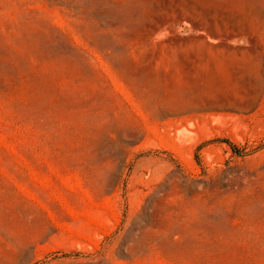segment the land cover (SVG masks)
I'll list each match as a JSON object with an SVG mask.
<instances>
[{"label": "rangeland", "instance_id": "374dc122", "mask_svg": "<svg viewBox=\"0 0 264 264\" xmlns=\"http://www.w3.org/2000/svg\"><path fill=\"white\" fill-rule=\"evenodd\" d=\"M0 264H264V0H0Z\"/></svg>", "mask_w": 264, "mask_h": 264}, {"label": "water", "instance_id": "95a60500", "mask_svg": "<svg viewBox=\"0 0 264 264\" xmlns=\"http://www.w3.org/2000/svg\"><path fill=\"white\" fill-rule=\"evenodd\" d=\"M180 30H182V31H186V28H184V27H181V28H180Z\"/></svg>", "mask_w": 264, "mask_h": 264}]
</instances>
